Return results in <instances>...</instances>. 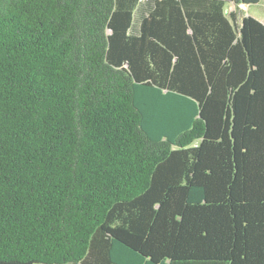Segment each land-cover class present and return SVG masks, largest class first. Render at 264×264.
Returning a JSON list of instances; mask_svg holds the SVG:
<instances>
[{
  "label": "trees",
  "instance_id": "16d2710c",
  "mask_svg": "<svg viewBox=\"0 0 264 264\" xmlns=\"http://www.w3.org/2000/svg\"><path fill=\"white\" fill-rule=\"evenodd\" d=\"M259 0H0V264H264Z\"/></svg>",
  "mask_w": 264,
  "mask_h": 264
},
{
  "label": "rangeland",
  "instance_id": "374dc122",
  "mask_svg": "<svg viewBox=\"0 0 264 264\" xmlns=\"http://www.w3.org/2000/svg\"><path fill=\"white\" fill-rule=\"evenodd\" d=\"M230 10H236L238 12V14L241 16V13L243 14V12H245L247 10V8L242 7V5L240 4H235V3H229L227 5V11L229 12ZM250 11H246L245 14H249L252 13L255 16L258 17H263L264 18V11L262 9L259 8H251L249 9Z\"/></svg>",
  "mask_w": 264,
  "mask_h": 264
},
{
  "label": "crops",
  "instance_id": "0c3cea01",
  "mask_svg": "<svg viewBox=\"0 0 264 264\" xmlns=\"http://www.w3.org/2000/svg\"><path fill=\"white\" fill-rule=\"evenodd\" d=\"M240 5H242V7L247 8L246 11H250L249 9H251V8H259V9H262L264 11V0H259V2L257 4H245V3H241ZM245 12H243V14L241 13V16L242 15H245ZM249 14H252V13H249ZM256 17L259 18L260 20H262L264 22V18L263 17L262 18L261 17H258V16H256Z\"/></svg>",
  "mask_w": 264,
  "mask_h": 264
}]
</instances>
